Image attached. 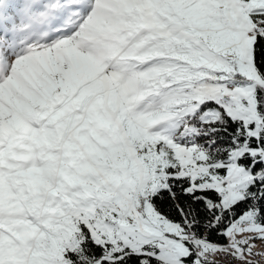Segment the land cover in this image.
<instances>
[{
  "label": "snow or ice",
  "instance_id": "obj_1",
  "mask_svg": "<svg viewBox=\"0 0 264 264\" xmlns=\"http://www.w3.org/2000/svg\"><path fill=\"white\" fill-rule=\"evenodd\" d=\"M0 264H264V0H0Z\"/></svg>",
  "mask_w": 264,
  "mask_h": 264
}]
</instances>
